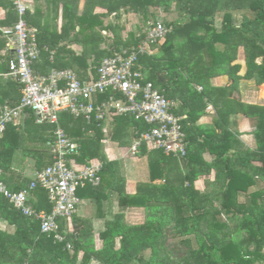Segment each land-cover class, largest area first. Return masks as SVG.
Segmentation results:
<instances>
[{"label": "trees", "instance_id": "1", "mask_svg": "<svg viewBox=\"0 0 264 264\" xmlns=\"http://www.w3.org/2000/svg\"><path fill=\"white\" fill-rule=\"evenodd\" d=\"M24 1L25 20L36 29V75L69 69L80 81H94L103 58L135 49L161 22L165 36L138 55L132 69L172 102L174 115H183L181 106L189 107L180 121L186 154L178 157L142 144L139 153L147 157L149 182H139L128 194L124 178L117 177L121 165L106 158L103 146L108 141L131 145L136 136L131 130L144 131L148 125L126 114L113 116L105 128L106 121L60 113L59 125L78 145L71 158L102 163L99 185L77 190L80 198L93 201L94 211L83 216L76 210L71 231L66 220L58 219L59 241L0 194V264H264V104L243 97L245 87L264 84V0H83L81 9L80 0H47L46 8L51 2L56 12L51 22L46 8ZM0 8L6 11L0 21V70L13 78L12 53L1 28L11 27L17 16L12 0H0ZM130 14L137 21L127 29L122 20ZM221 75L228 83L213 85L211 79ZM11 100H3L0 109L17 105L20 97ZM206 114L210 121L201 123ZM240 118L251 127V146L240 138ZM54 130L53 124H36L27 110L0 137V168L10 171L17 152L29 155L36 170L50 165ZM204 152L211 153L209 162ZM199 177L204 178L202 191L195 187ZM30 181L21 179L9 189L17 191ZM27 203L35 211L52 208L41 187L33 189ZM113 206L144 208V222L126 223L123 212L111 211Z\"/></svg>", "mask_w": 264, "mask_h": 264}, {"label": "built area", "instance_id": "2", "mask_svg": "<svg viewBox=\"0 0 264 264\" xmlns=\"http://www.w3.org/2000/svg\"><path fill=\"white\" fill-rule=\"evenodd\" d=\"M17 16L11 27L1 29L6 46L11 51L9 75L20 84V101L15 106L0 109V137L9 124L18 125L29 110L36 124L55 125V141L51 145L53 162L35 170L29 184L17 191L10 190L1 179L0 194L13 208L40 221L43 233H57L58 219L71 221L81 203L79 188L99 185L101 163H79L71 157L78 153L77 144L59 125V114L68 112L87 122L107 121L116 115L130 114L148 125L136 131L129 151L135 154L144 144L150 150L182 157L186 154L185 133L181 119L171 111L172 102L151 81L142 80L139 71H133L138 55L150 51V45L165 36L167 30L157 21L131 51L122 50L113 57L103 58L97 69V78L80 81L69 69L52 70L49 75H36L32 62L39 56L36 29L25 20L26 3L12 0ZM102 96V99H99ZM36 187L47 190L52 208L49 212L35 211L28 205V197ZM69 247V246H68Z\"/></svg>", "mask_w": 264, "mask_h": 264}, {"label": "crops", "instance_id": "3", "mask_svg": "<svg viewBox=\"0 0 264 264\" xmlns=\"http://www.w3.org/2000/svg\"><path fill=\"white\" fill-rule=\"evenodd\" d=\"M31 2L33 3V6H37V7L41 6L42 8H46L47 0H31ZM82 4H83V0H80L79 6H78L79 9H81ZM61 6L62 5L59 4L58 14L56 16V19H58V21L61 18V16H60ZM52 7H53V5L50 2L49 7L46 8L47 10L43 9L46 17L48 18V20L50 22L53 20V16H55V13H56L55 11L52 10ZM5 12L6 11L4 9L0 8V21L5 18V16H6ZM238 62L241 63L242 65L244 63L241 57L238 59ZM211 83L215 86L224 85V84L228 83V78L226 76H223V75L216 76V77H213L211 79ZM15 84L16 83H15V81H13V78L9 77L5 72L0 70V107L5 100H9L11 102H12V100H11L12 98L13 99L15 98L17 101L19 100L20 92H19V89L15 88ZM262 86L264 87V84ZM187 100H189L188 102H191L190 104L194 108L192 100H190V98ZM180 108L183 111L182 114L187 116V112L189 110V107L181 106ZM210 109H211V106L210 107L207 106L206 112H211ZM199 121L201 123L208 122V121H210V116H208L206 114L203 117H201V119ZM105 123H106L105 128H107L109 121L107 120ZM237 127H238V130L240 133V138L246 144L251 146L252 145L251 127H250L248 121L243 119V118H240L238 120ZM131 131H133V133H135L137 131V129H132ZM130 146L131 145L119 146L115 142H109L108 141L103 146V152H104V154L108 160L117 161L119 163V165H121V168H120L121 175H117V177H118V179L120 178V181H121V177L124 178L125 192L128 194H133L136 192V185L139 182H145V183L149 182V172H148V166H147V157L145 155L139 153V149L135 154H132L129 151ZM77 148H78V145H77ZM202 158L204 161L209 162L212 158V155H211V153L204 152V153H202ZM92 161H94V162L99 161L101 163V161L99 159L92 160ZM0 170H1V179L4 182V184L8 188L9 187L15 188L19 185L21 179H31L36 168L34 167V164L32 163V158L29 155H27V154L21 155L20 152H17L15 154V159H14L13 164L11 166V170L10 171H4L1 168H0ZM153 182L158 183L159 181L154 180ZM103 193H108V190L105 189L103 191ZM87 201H90V198H88V197L81 198V203L77 209L78 215H83V213L87 209V206H86ZM103 207H105L104 204H103ZM116 207L117 206H113L111 208V211L114 212L115 210H117L118 212H120L122 208H120L119 206L117 208ZM131 208H135V209L140 208L141 209V207H131ZM103 211H104V213L108 214L106 207L103 209ZM88 214H84V215L88 216ZM124 214H126V213H124ZM96 222H97L96 223L97 228L99 226H101V218H99ZM2 224L3 223H1V225ZM2 226H4V224ZM6 228L11 229L10 226H7Z\"/></svg>", "mask_w": 264, "mask_h": 264}, {"label": "rangeland", "instance_id": "4", "mask_svg": "<svg viewBox=\"0 0 264 264\" xmlns=\"http://www.w3.org/2000/svg\"><path fill=\"white\" fill-rule=\"evenodd\" d=\"M122 21L125 22L127 29H128L134 23H136L137 18L134 15L130 14L129 16H125V17L123 16ZM243 97L245 99H248L249 101L254 100L258 103L264 104V87L259 84V85H256L255 89H253V87L249 85V86L245 87V89L243 91ZM195 187L197 189H199L200 191H202L204 189V178L203 177H199L197 179V181L195 182ZM86 206H87V209L85 210L83 215L88 214V213H89L88 216L92 215V213L94 211L93 201H87ZM121 212L126 213V214H124L125 221H126V223H128L130 225L141 224L144 222L145 213H146L144 208L135 209V208H131V207H125V208L121 209ZM84 216H86V215H84ZM71 227H72L71 223H70V221H68L67 229H69L71 231ZM148 255H149L148 251L146 253H144V256H148Z\"/></svg>", "mask_w": 264, "mask_h": 264}]
</instances>
